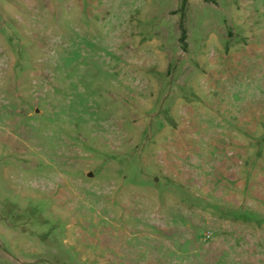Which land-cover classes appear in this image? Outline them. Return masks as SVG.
I'll use <instances>...</instances> for the list:
<instances>
[{"label":"rangeland","instance_id":"obj_1","mask_svg":"<svg viewBox=\"0 0 264 264\" xmlns=\"http://www.w3.org/2000/svg\"><path fill=\"white\" fill-rule=\"evenodd\" d=\"M0 264H264V0H0Z\"/></svg>","mask_w":264,"mask_h":264},{"label":"trees","instance_id":"obj_2","mask_svg":"<svg viewBox=\"0 0 264 264\" xmlns=\"http://www.w3.org/2000/svg\"><path fill=\"white\" fill-rule=\"evenodd\" d=\"M187 2V0H183V5Z\"/></svg>","mask_w":264,"mask_h":264},{"label":"water","instance_id":"obj_3","mask_svg":"<svg viewBox=\"0 0 264 264\" xmlns=\"http://www.w3.org/2000/svg\"><path fill=\"white\" fill-rule=\"evenodd\" d=\"M90 176H92V174H90Z\"/></svg>","mask_w":264,"mask_h":264}]
</instances>
